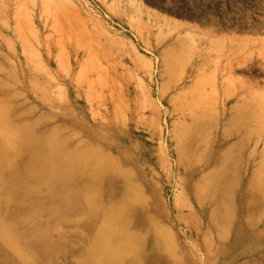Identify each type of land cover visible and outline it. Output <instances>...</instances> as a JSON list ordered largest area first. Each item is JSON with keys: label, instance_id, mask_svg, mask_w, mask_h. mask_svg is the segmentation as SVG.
<instances>
[{"label": "rangeland", "instance_id": "obj_1", "mask_svg": "<svg viewBox=\"0 0 264 264\" xmlns=\"http://www.w3.org/2000/svg\"><path fill=\"white\" fill-rule=\"evenodd\" d=\"M0 150V264H264V0H0Z\"/></svg>", "mask_w": 264, "mask_h": 264}, {"label": "bare ground", "instance_id": "obj_2", "mask_svg": "<svg viewBox=\"0 0 264 264\" xmlns=\"http://www.w3.org/2000/svg\"><path fill=\"white\" fill-rule=\"evenodd\" d=\"M39 143H40V141H39ZM30 144V143H29ZM32 144H34V143H32ZM32 146V145H31ZM1 151V150H0ZM2 152V151H1ZM36 152H38V151H36ZM98 153H99V155H96V154H94V153H92L91 154V159L90 160H84V163L83 162H81V163H79V164H76L77 166V169L78 170H86V169H89V167H91V165L92 166H94L95 164H97V162H98V164H99V166H101V163H102V161H101V159L102 158H105L106 160H108L110 163H112L110 160H109V158L105 155V154H102V153H100L99 151H98ZM38 158V157H37ZM37 158H35V159H37ZM1 161V160H0ZM83 161V160H82ZM97 161V162H96ZM2 162V161H1ZM35 163V162H34ZM86 163H88L89 165L87 166L86 165ZM61 164V163H60ZM97 164V165H98ZM106 168H105V171H106V173H109L108 171H111V173H110V176H108L109 178L111 177L112 178V180L114 179L115 180V178H120L122 175L120 174V172L118 171V169H116V168H113V167H111V166H114V165H109V163L108 164H104V163H102ZM62 165V164H61ZM60 165V167H62ZM65 165V164H64ZM109 165V166H108ZM59 166V165H58ZM0 167H1V165H0ZM115 167V166H114ZM64 168V167H63ZM62 168V169H63ZM61 169V170H62ZM2 170V169H1ZM68 170V169H67ZM44 171H45V169H44ZM103 171H104V169H103ZM58 173V172H57ZM101 173V172H100ZM105 173V174H106ZM114 173V174H113ZM64 174V173H63ZM54 178H56L55 176H54ZM94 179V178H93ZM215 179V178H214ZM213 179V180H214ZM96 180V179H95ZM59 181V180H58ZM66 181V180H65ZM70 181V180H69ZM90 181H92V180H85L83 183H82V189L84 190V193H86L87 192V190L86 189H88V186H89V184H90ZM98 181V180H97ZM44 182V181H43ZM54 182V181H53ZM60 182V181H59ZM74 182V181H73ZM215 182V181H214ZM78 183V182H77ZM211 183V182H210ZM64 184V183H63ZM62 184V185H63ZM75 184V183H74ZM207 184V183H206ZM213 184V183H212ZM57 185H58V183H57ZM68 186V185H67ZM77 186V185H76ZM212 186V185H211ZM214 186V185H213ZM216 186V185H215ZM60 187V186H59ZM58 187V188H59ZM64 187V186H63ZM201 187H203V185L201 186ZM209 188H210V186H208ZM40 188V187H39ZM223 188H224V186H223ZM37 189V188H36ZM44 189V188H43ZM63 189V188H62ZM52 190V189H51ZM59 190V189H58ZM136 190V189H135ZM60 191V190H59ZM58 191V192H59ZM67 191V190H66ZM52 192V191H51ZM64 192V191H63ZM79 192V191H78ZM88 192H90L89 190H88ZM42 193V192H41ZM56 193V192H55ZM83 193V192H82ZM217 193V192H216ZM221 193V192H220ZM43 194H44V192H43ZM58 194V193H57ZM138 194V193H137ZM78 195V194H77ZM139 196V195H138ZM214 196H216V195H214ZM225 197V196H224ZM137 198V197H136ZM220 198V200L223 198H221V197H219ZM88 199V198H87ZM105 199V198H104ZM56 200V199H55ZM82 200H83V197H82ZM219 200V199H218ZM80 201V200H79ZM96 202V201H95ZM99 202V201H98ZM53 203V202H52ZM51 203V204H52ZM74 203V202H73ZM117 203V202H116ZM118 203H120V202H118ZM90 204V203H89ZM92 205V204H91ZM101 205V204H100ZM104 205V204H103ZM113 205V204H112ZM117 205V204H116ZM229 205V204H228ZM118 206V205H117ZM120 206V205H119ZM220 206V205H219ZM218 206V207H219ZM72 207V206H71ZM93 207H95V206H93ZM103 207V206H102ZM115 206H112V207H106V205L103 207V211L100 213V212H98L97 213V211H96V217H98V218H100V217H102V216H105V215H108L109 216V214H112V212L113 211H115V210H118V209H115V210H113V208H114ZM76 208V207H75ZM229 208H230V206H229ZM220 210H221V208H219ZM84 210V209H83ZM222 210H224V209H222ZM225 210H227V209H225ZM225 210H224V212H225ZM73 210L71 209V210H69V211H67L66 213H67V215H72L73 213H75V212H77V211H75V212H72ZM78 211H82V209H78ZM119 211V210H118ZM132 211V210H131ZM109 212V213H108ZM116 212V211H115ZM65 213V214H66ZM114 213V212H113ZM229 213H230V211H229ZM131 214V213H130ZM228 214V213H227ZM119 214H117V216H118ZM126 216H127V214H126ZM133 216V215H132ZM226 216H229V214L228 215H226ZM225 216V217H226ZM233 215H231V217H232ZM94 217H95V215H94ZM123 217V216H122ZM124 217H125V214H124ZM220 217H221V215H220ZM230 217V218H231ZM109 218V217H108ZM113 218V217H112ZM134 218V217H133ZM110 219H111V217H110ZM117 219V218H116ZM104 220V219H103ZM112 220V219H111ZM129 220V219H128ZM225 220V219H224ZM227 220V219H226ZM92 221V220H91ZM120 221V220H119ZM124 221V220H123ZM136 221V220H135ZM216 221H218V220H216ZM96 222V221H95ZM108 222V221H107ZM117 222V221H116ZM227 222H228V220H227ZM227 222H226V224H227ZM125 223H126V221H125ZM124 223V224H125ZM136 223H137V221H136ZM135 223V225H137ZM216 223V222H215ZM224 223V222H223ZM114 224V223H113ZM134 225V224H133ZM135 225H134V227H135ZM124 226V225H123ZM221 226V225H220ZM223 226V225H222ZM227 226V225H226ZM140 227V226H139ZM216 227V226H215ZM113 228V227H112ZM221 228V227H220ZM105 229V228H104ZM106 230V229H105ZM134 230V229H133ZM137 230V229H136ZM225 231V230H224ZM109 232V231H108ZM136 233V232H135ZM57 234H58V232H57ZM115 234V233H114ZM117 234H119V233H117ZM104 234H102V236H103ZM112 235V234H111ZM100 236V235H99ZM106 236H107V234H106ZM124 237V236H123ZM106 238V237H105ZM114 239V238H113ZM125 239V238H124ZM103 241H105V240H103ZM126 241V240H125ZM124 241V242H125ZM118 242V241H117ZM116 242V243H117ZM112 243H113V241H112ZM115 243V242H114ZM121 244H122V242H121ZM127 244L130 246V244L127 242ZM135 244V243H134ZM95 245V244H94ZM104 245V244H103ZM102 245V246H103ZM128 245H126V246H122L121 248L123 249V250H127L126 248H129V246ZM116 246V245H115ZM119 246V245H118ZM104 247V246H103ZM57 248H61L60 246H59V244H58V246H57ZM71 249H73V248H71ZM93 249H95L94 251H93V253L91 254V251H92V249L89 251V253L87 254V256H86V258H84V259H82V260H80V261H78V263L79 264H95L94 263V258H93V254L94 253H97L98 251H97V249L98 248H96V246H94V248ZM103 249V248H102ZM102 249L100 250V251H102ZM104 249H105V247H104ZM104 249H103V251H104ZM106 250V249H105ZM99 251V252H100ZM107 253V252H106ZM102 254H103V252H102ZM104 255V254H103ZM107 257V256H106ZM126 257V256H125ZM123 258V264H137V262L134 260V258H132L133 260H129V258L127 259V258ZM112 258V257H111ZM113 259V258H112ZM139 259V258H138ZM103 260V259H102ZM96 261V260H95ZM120 261V260H119ZM99 262V261H98ZM111 262V261H110ZM77 263V264H78ZM106 264V263H105ZM114 264H117V263H114ZM122 264V263H121ZM138 264H140V263H138ZM212 264H215V262L214 263H212ZM243 264H245V263H243Z\"/></svg>", "mask_w": 264, "mask_h": 264}]
</instances>
